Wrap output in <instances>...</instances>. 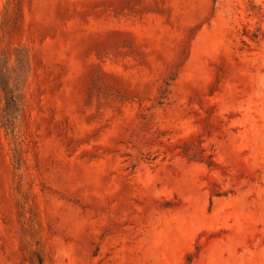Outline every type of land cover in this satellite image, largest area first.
I'll list each match as a JSON object with an SVG mask.
<instances>
[{"label": "rangeland", "instance_id": "obj_1", "mask_svg": "<svg viewBox=\"0 0 264 264\" xmlns=\"http://www.w3.org/2000/svg\"><path fill=\"white\" fill-rule=\"evenodd\" d=\"M0 264H264V0H0Z\"/></svg>", "mask_w": 264, "mask_h": 264}]
</instances>
